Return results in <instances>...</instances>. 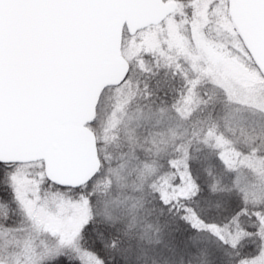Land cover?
Instances as JSON below:
<instances>
[{
	"label": "rangeland",
	"instance_id": "rangeland-1",
	"mask_svg": "<svg viewBox=\"0 0 264 264\" xmlns=\"http://www.w3.org/2000/svg\"><path fill=\"white\" fill-rule=\"evenodd\" d=\"M170 1L176 2V8L163 23L134 36L124 33L123 54L130 67L139 70L145 69L150 61L155 65L164 61L175 64L183 72V79L192 80L188 84L191 90L206 80L227 89L226 98L232 105L225 118V132L230 137L225 133L216 136L208 133L207 140L215 139L220 157L234 172L235 186L245 202L262 205L264 72L233 19L229 0H165ZM123 91L116 88L105 94L94 119L96 131L93 123L90 126L96 132L98 148L108 166L106 173L116 182V199L105 204V211L111 214L118 210V204L129 206L133 202V194L142 187L139 181L144 183L158 170L155 160L169 156L177 143L187 137L185 117L191 111L195 95L185 94L184 88L179 87L178 101L172 106L130 111L125 107L127 99ZM126 142L148 158L136 163V153ZM119 143L125 148L119 149ZM170 172L156 185L167 204L172 199L177 203L187 188L174 160ZM8 174L20 200L22 219L13 227L0 226V264H44L63 254H70L83 264H103L80 243L81 231L91 213L85 195L71 191L72 188L45 187L48 176L42 162L13 167ZM257 220L260 252L254 260L243 264H264V211L257 213ZM192 224L201 225L196 219ZM239 237L229 235L226 242L234 247Z\"/></svg>",
	"mask_w": 264,
	"mask_h": 264
},
{
	"label": "water",
	"instance_id": "water-1",
	"mask_svg": "<svg viewBox=\"0 0 264 264\" xmlns=\"http://www.w3.org/2000/svg\"><path fill=\"white\" fill-rule=\"evenodd\" d=\"M264 72V0H229ZM165 0H0V163L43 162L64 188L101 168L90 128L103 92L127 76L125 31L163 23Z\"/></svg>",
	"mask_w": 264,
	"mask_h": 264
},
{
	"label": "trees",
	"instance_id": "trees-1",
	"mask_svg": "<svg viewBox=\"0 0 264 264\" xmlns=\"http://www.w3.org/2000/svg\"><path fill=\"white\" fill-rule=\"evenodd\" d=\"M182 76L183 72L173 63L164 61L155 65L150 61L143 70L131 66L121 84L107 88L102 94L99 106L105 94L123 88L125 107L130 111L172 106L178 101L179 87L184 88L185 94H195L191 111L185 117L187 137L177 143L169 156L155 160L158 170L144 183L139 181L141 190L133 194L135 199L129 206L120 203L116 212L105 211V204L115 200L118 191L114 177L106 173L108 166L100 149L99 172L85 184L72 188L71 191L85 195L91 207L89 221L80 234L81 246L103 264H243L259 255L257 213L264 211V204L245 202L235 186L234 172L220 157L215 139L207 140L208 133L215 136L225 133L230 137L225 132V118L232 105L226 98L227 89L206 80L191 90L188 86L191 79ZM97 126L96 119L94 131ZM119 136L125 138L123 133ZM121 145L118 148L124 149ZM125 145L136 153V163L148 158L135 146L127 142ZM173 160L187 188L177 203L172 199L167 204L156 185L161 184L165 175L172 174ZM24 165L27 164L0 163V226L13 227L22 219L20 200L8 181V173L13 167ZM48 186L54 190L62 188L50 179L45 182V187ZM193 219L201 225L194 226ZM232 234L240 235L234 247L226 242ZM44 264L83 263L63 254Z\"/></svg>",
	"mask_w": 264,
	"mask_h": 264
}]
</instances>
